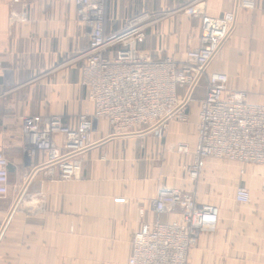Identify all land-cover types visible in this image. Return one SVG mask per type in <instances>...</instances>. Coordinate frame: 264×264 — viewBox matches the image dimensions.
<instances>
[{
    "label": "crops",
    "instance_id": "0c3cea01",
    "mask_svg": "<svg viewBox=\"0 0 264 264\" xmlns=\"http://www.w3.org/2000/svg\"><path fill=\"white\" fill-rule=\"evenodd\" d=\"M196 8L220 16L235 10L236 0H107L106 27L122 32L144 18L140 49L184 60L200 42ZM12 12H25L28 22H12ZM237 17L210 71L227 73L251 102L264 103V88L253 84L264 83V0L253 10L238 9ZM90 42L74 0H0V150L10 158V192L0 198V264H128L144 222L180 219L179 207L155 210L166 188L220 208L218 229L200 234L188 264H264V165L210 158L200 178H190L205 97L187 122H171L163 137L111 136L109 122L100 120L80 179L64 180L39 167L44 154L28 160L22 116L56 114L75 125L81 112L95 110L81 83ZM179 143L190 152L172 147ZM238 186L251 190L250 202L237 201Z\"/></svg>",
    "mask_w": 264,
    "mask_h": 264
},
{
    "label": "built area",
    "instance_id": "2783aa9c",
    "mask_svg": "<svg viewBox=\"0 0 264 264\" xmlns=\"http://www.w3.org/2000/svg\"><path fill=\"white\" fill-rule=\"evenodd\" d=\"M74 2L77 19L91 40L83 54L81 83L95 110L81 112L75 125L65 124L56 114L22 116L27 155L33 161L45 155L39 167L64 180L80 179L85 157L96 145L93 133L100 120L109 122L111 136H165L171 122L188 121V109L203 83L206 95L198 114L190 178H200L210 158L264 165V103L251 102L250 93L234 88L227 73L210 71L236 30L238 9L253 10L256 0H236V9L220 16L196 8L201 17L200 42L184 60L154 58L140 49L146 39L144 18L134 20L127 30L110 32L107 0ZM11 19L28 22L25 13ZM172 147L190 152L185 143ZM9 167L10 158L0 150V198L10 192ZM236 199L250 202L251 190L238 186ZM154 207L157 213L179 207L182 215L169 222H144L134 234L128 264H188L200 234L218 229L219 206L201 202L180 188L161 190Z\"/></svg>",
    "mask_w": 264,
    "mask_h": 264
},
{
    "label": "rangeland",
    "instance_id": "374dc122",
    "mask_svg": "<svg viewBox=\"0 0 264 264\" xmlns=\"http://www.w3.org/2000/svg\"><path fill=\"white\" fill-rule=\"evenodd\" d=\"M207 12V11H206ZM18 13H20V12H12V15H15V14H18ZM23 13H25V12H23ZM198 13V12H197ZM26 14V13H25ZM199 14V13H198ZM11 15V16H12ZM27 15V14H26ZM27 18H28V16H27ZM11 21H12V19H11ZM12 22H14V21H12ZM230 42V41H229ZM229 42L226 44V46L229 44ZM225 46V47H226ZM224 47V48H225ZM223 48V49H224ZM222 52V51H221ZM220 55H221V53L219 54V56L217 57V58H219L220 57ZM216 58V59H217ZM232 79V78H231ZM233 84V83H232ZM253 84H254V86H256L258 89H263L264 87L262 86V84H264V83H262V82H260V81H256V82H253ZM234 86V85H233ZM234 88H236V89H244V88H238V85H237V87L236 86H234ZM199 89H201L200 90V92L196 95V98L193 100V102L191 103V105H190V107H189V111H188V117L189 118H191V109H196V111H198V108H199V102L201 101V99L202 98H204L205 97V95H206V90L204 89V87H203V84L201 85V87L199 88ZM245 90V89H244ZM248 91V90H247ZM249 91H251V90H249ZM66 124V123H65Z\"/></svg>",
    "mask_w": 264,
    "mask_h": 264
},
{
    "label": "bare ground",
    "instance_id": "6f19581e",
    "mask_svg": "<svg viewBox=\"0 0 264 264\" xmlns=\"http://www.w3.org/2000/svg\"><path fill=\"white\" fill-rule=\"evenodd\" d=\"M27 158H28V160H30V162H33V160H31V159L29 158V155H27Z\"/></svg>",
    "mask_w": 264,
    "mask_h": 264
}]
</instances>
